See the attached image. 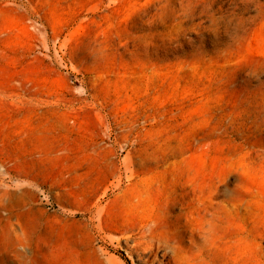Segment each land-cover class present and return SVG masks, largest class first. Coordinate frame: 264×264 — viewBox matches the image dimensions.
<instances>
[{"label":"rangeland","instance_id":"obj_1","mask_svg":"<svg viewBox=\"0 0 264 264\" xmlns=\"http://www.w3.org/2000/svg\"><path fill=\"white\" fill-rule=\"evenodd\" d=\"M0 192V264H264V0H0Z\"/></svg>","mask_w":264,"mask_h":264},{"label":"crops","instance_id":"obj_2","mask_svg":"<svg viewBox=\"0 0 264 264\" xmlns=\"http://www.w3.org/2000/svg\"><path fill=\"white\" fill-rule=\"evenodd\" d=\"M72 140L76 145L84 146L86 143L89 142L88 137L84 133L77 134L72 137ZM53 143H55L54 137L51 140ZM97 142L99 144L100 140L97 139ZM65 168L70 167L69 162H64L61 164ZM92 165L97 168V171L95 172V175L97 178L103 176V162L100 160H96L92 162ZM106 175V174H105ZM106 179V178H105ZM107 179L105 180V182ZM72 192L69 191V189H66L64 191H61V199L64 201H70L72 200ZM72 208L70 206H67L64 209H56L52 212H48L43 214L41 216V220H36V222H42L45 224V226H48V229H44L43 231L37 230L32 232L31 234L33 237H35L36 240H44L47 242L46 246L48 247H56L55 242L58 241V235L71 234V233H78L82 232V228L84 226H88V222L81 217H77V215L71 213ZM50 225H58V230H51L49 227Z\"/></svg>","mask_w":264,"mask_h":264},{"label":"bare ground","instance_id":"obj_3","mask_svg":"<svg viewBox=\"0 0 264 264\" xmlns=\"http://www.w3.org/2000/svg\"><path fill=\"white\" fill-rule=\"evenodd\" d=\"M152 171V170H151ZM7 192H9V191H7ZM1 193V192H0ZM1 195V194H0ZM12 196V195H11ZM20 199V198H19ZM18 200V199H17ZM19 201V200H18ZM12 202V201H11ZM10 202V203H11ZM178 203V200L177 199H171V200H167L166 202H165V206H164V209L166 210V213L168 214V212H170L173 208H174V206L176 205ZM179 204V203H178ZM188 205L186 204V203H183V202H181L180 203V207L181 208H184V207H187ZM181 214H178V215H175V220L176 221H178V222H181L182 221V219H181ZM196 218V217H195ZM4 219V218H3ZM9 219V218H8ZM184 220H185V224L187 225V224H189V219H188V217H184ZM177 222V223H178ZM158 225V222H155V223H153V225H152V227H150L151 228V230L153 231V229H155L156 228V226ZM180 234H182V231H178V233H176L175 234V236L176 237H178V238H180ZM173 236V235H172ZM173 249V248H172ZM173 253H175L176 251H178L176 248H174L173 250ZM171 251V252H172ZM177 254V253H176ZM172 256V255H171ZM173 258H175V257H173Z\"/></svg>","mask_w":264,"mask_h":264},{"label":"built area","instance_id":"obj_4","mask_svg":"<svg viewBox=\"0 0 264 264\" xmlns=\"http://www.w3.org/2000/svg\"><path fill=\"white\" fill-rule=\"evenodd\" d=\"M46 206H47L48 208H52V204H51L49 201L46 203Z\"/></svg>","mask_w":264,"mask_h":264}]
</instances>
